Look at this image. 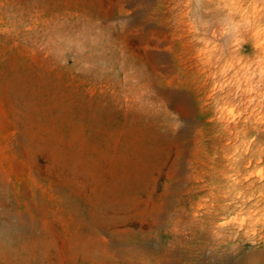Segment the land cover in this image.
<instances>
[{"label": "rangeland", "instance_id": "1", "mask_svg": "<svg viewBox=\"0 0 264 264\" xmlns=\"http://www.w3.org/2000/svg\"><path fill=\"white\" fill-rule=\"evenodd\" d=\"M0 264H264V0H0Z\"/></svg>", "mask_w": 264, "mask_h": 264}, {"label": "bare ground", "instance_id": "2", "mask_svg": "<svg viewBox=\"0 0 264 264\" xmlns=\"http://www.w3.org/2000/svg\"><path fill=\"white\" fill-rule=\"evenodd\" d=\"M133 79H134V80H137L138 78H137V76H136V77H134ZM134 104H135L134 107H138V106H139V101H138L137 96H136V99H135V101H134Z\"/></svg>", "mask_w": 264, "mask_h": 264}]
</instances>
